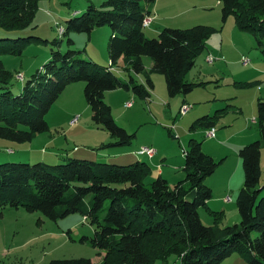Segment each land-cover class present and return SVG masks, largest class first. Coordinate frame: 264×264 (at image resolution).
<instances>
[{
	"label": "trees",
	"instance_id": "1",
	"mask_svg": "<svg viewBox=\"0 0 264 264\" xmlns=\"http://www.w3.org/2000/svg\"><path fill=\"white\" fill-rule=\"evenodd\" d=\"M38 2L0 0V27L28 28L35 19ZM155 2L107 0L101 8L89 4L86 11L65 21L63 34L67 37L71 32L91 33L96 27H111L108 66L76 56L73 49L66 52L54 49L50 59L15 95L12 92L14 73L0 59V138L24 143L49 131L46 115L55 101L69 84L84 80V94L93 123L115 139L99 148L126 146L132 143L136 133H130L115 120L105 100L106 91L124 88L138 97H150L154 87L153 73L164 75L170 97L187 95L204 84L189 82L185 77L215 29L206 25L187 29L167 27L157 37L149 38L143 23L153 16ZM218 2L222 5L224 19L233 15L237 26L254 33L261 46L264 0ZM24 39L26 37L0 38V42L23 43ZM59 42L61 40H53L54 44ZM68 43L73 44V40L68 38ZM6 50L0 45V52ZM8 52L16 54L21 49H8ZM262 53L264 57V47ZM144 56L153 60L151 69L145 68ZM120 60L129 76L127 81L111 70ZM140 74L145 84L136 80L135 76ZM223 112L225 108L204 115L191 128L215 127ZM256 120L260 138L239 149L244 170V184L236 198L239 223L222 226L225 213L209 208L213 192L205 179L217 170L221 160L205 153L201 141L196 138H190L183 151L186 176L174 186L161 175L147 183L153 169L143 160L127 165L77 157L55 164L41 161L0 163V214L8 206H25L28 211H41L53 220L81 212L96 226L92 245L106 250L100 264H155L158 260L168 261L173 255L179 259V264H219L235 252L249 264H264V196L260 197L263 191L264 101L258 102ZM88 195L91 199L87 203ZM106 202L107 212L101 221L99 212ZM201 207H206L215 217L214 224L202 222ZM254 231L256 236L253 237ZM48 264L94 263L88 258H66L53 259Z\"/></svg>",
	"mask_w": 264,
	"mask_h": 264
},
{
	"label": "rangeland",
	"instance_id": "2",
	"mask_svg": "<svg viewBox=\"0 0 264 264\" xmlns=\"http://www.w3.org/2000/svg\"><path fill=\"white\" fill-rule=\"evenodd\" d=\"M105 1L107 0H39L38 10L31 26L25 29L0 27V38L26 37L23 43L11 40L0 42V45L7 49L0 52V59L5 67L14 73L13 94L20 93L24 83L43 67L54 49L61 52L73 49L77 52L76 56L90 59L100 66L110 64V61L104 63V60L109 57L107 44L111 35L110 26L96 27L91 33L71 32L68 37L61 35L59 31L60 26L65 27L66 20L86 11L89 4L101 8ZM153 16L152 25L144 28L149 38L157 37L167 27L187 29L195 25H206L215 29L206 40V48L197 56L195 65L185 77L189 82H204V84L195 87L187 95L178 94L170 97L164 75L153 73L155 83V90L151 95L153 101L148 102L150 97L144 99L134 95L135 103L131 108L124 107L123 102H115V111L118 108L117 114L112 112L114 118L117 117L115 120L130 133H136L132 143L124 147L103 148L105 149L103 152L119 148V150L128 149L134 155L140 156L137 152L142 147H153L155 153L157 152L156 158L154 160L147 158V160L156 165L155 161L162 164V157H168V161L162 166L163 177L171 186H174L186 176L184 166L180 164L184 160L183 151L187 148L190 138L203 141V151L216 160H220L225 157L226 151H230L229 147H232L230 145H234L237 141L233 138L234 142H225L223 134H232L241 130L245 124L243 114L249 118L246 122L249 125L248 128L259 135L253 141L260 138L259 122L256 119H258V102L264 101L262 53L264 38L260 46L256 35L241 30L235 23L233 15L224 19L222 5L218 0H156ZM68 38L73 40V44L68 43ZM55 39L61 42L54 44ZM8 49H21V52L13 54L8 52ZM209 54L215 58L212 64L206 61ZM243 56L250 59L247 65L241 61ZM117 66L122 68L119 62ZM116 74L123 80L129 77L125 70L117 71ZM18 75L19 77L22 75L23 80L17 79ZM135 78L139 83L140 79L137 76ZM84 87V80L77 81L69 84L61 93L46 115L49 131L40 133L32 141L24 143L0 138V163L28 162L29 158H31L30 163H36L39 161L35 158H41L49 152L61 154L68 150L69 153L73 152L75 147L81 149L100 147L101 144L115 142L114 137L93 123ZM113 99L115 101V98ZM184 100L192 108L187 114L181 115L180 108ZM117 104L120 105L117 107ZM219 108H225V112L216 121L215 128L219 133L216 139H208L205 128L191 129L190 125L194 123L197 116L209 111L212 114ZM196 109L199 111L197 115L194 111ZM75 117H78L77 123L72 125L71 122ZM254 119L256 121L252 122ZM9 149L13 150L14 154H10ZM20 149L24 150L20 151ZM261 153V185H264V147ZM133 154L116 160L112 158L96 160L127 165L136 161L134 160L136 155L133 158ZM233 158L234 156H231L228 162H231ZM44 162L55 164L51 159H46ZM213 174L212 177L218 180L215 193H223L225 183L222 184V182H226L230 170L220 165ZM154 178L156 177L152 173L146 182L151 183ZM207 180L208 177L205 179L206 184ZM235 181L233 186L237 185L236 178ZM238 189L239 187L236 186L235 191L234 188L226 191V194L232 196L231 202L224 203L222 198L219 200L216 197V199L214 197L210 199V201L218 202L211 203L215 211L226 209L227 213L221 220L222 223H227L225 226L240 222L236 205ZM263 196L264 189L260 197ZM90 199L91 195H88L86 202L88 203ZM107 207L108 202L99 212L101 221L106 215ZM199 213L205 225L214 224L215 217L206 207H201ZM95 228L90 219L81 212H74L53 220L41 211H28L25 206L5 207L0 214V264H48L53 259L66 258H88L94 264H100L106 250L92 245L91 239L95 236ZM252 236H256L255 231ZM246 261L242 255L235 252L219 264H249ZM179 263V259L173 255L168 261L158 260L155 264Z\"/></svg>",
	"mask_w": 264,
	"mask_h": 264
},
{
	"label": "crops",
	"instance_id": "3",
	"mask_svg": "<svg viewBox=\"0 0 264 264\" xmlns=\"http://www.w3.org/2000/svg\"><path fill=\"white\" fill-rule=\"evenodd\" d=\"M153 17V21H154V16H152ZM152 25V24H151ZM156 32V31H155ZM150 59V60H149ZM143 58V62H144V64H145V68L148 70V69H151V67L153 66V60L151 59V58ZM109 61V57H107V59L106 60H104V63H107ZM119 63L120 64H122V60H120L119 61ZM117 69H116V71H121L122 72V68L121 67H119V66H115ZM143 74H140V75H136L137 76V78H139L140 79V81H139V83H143V84H145V80H144V77L142 76ZM25 78V77H24ZM151 79H152V81H153V75H151ZM125 81H127V79H125ZM153 84H154V87L151 89V95H152V93H153V90H155V83H154V81H153ZM194 90V89H193ZM192 90V91H193ZM134 93H133V91L132 90H129V89H124V88H118V89H114V90H109V91H106V93H105V100H106V102L111 106V109H112V112L114 113V112H116V114H117V110H118V108L116 109V111H115V102L116 101H119V102H123V105H124V107H126L125 106V103L127 102V101H129V100H133L134 101V103H135V100H134ZM113 96V97H112ZM113 98H115V101H114V99ZM146 98H149V97H146ZM146 98H144V99H146ZM150 98H151V96H150ZM153 98V97H152ZM152 98L150 99V100H148V102H151V101H153L152 100ZM186 102V100H184V103ZM133 103V104H134ZM120 104H117V107L119 106ZM131 107H133V105L132 106H130V107H126V108H131ZM219 109H224V108H219ZM219 109H216V111L217 110H219ZM195 111V115H197V114H199V111H197V109L196 110H194ZM215 111V112H216ZM242 111V110H241ZM254 111V110H253ZM252 111V112H253ZM214 112V113H215ZM243 112V111H242ZM112 113V114H113ZM214 113H212V114H214ZM211 114V112L209 111V113H206V114H201L200 116H197L196 117V119L194 120V122L198 119V118H200V117H202V116H204V115H212ZM252 114V113H251ZM120 115L118 114V117H119ZM243 116H244V127L241 129V130H239V131H237V132H235V133H232V134H226V133H224L223 134V136H224V141L226 142V141H232V142H234L233 140H235V139H237V141L236 142H234L235 144L234 145H230V146H232L231 148L229 147V149H230V151H226V154L224 155L225 157H222L220 160H221V164L220 165H224L225 166V168H227L228 170H230V174L228 175V177H227V179H226V182H222V184H224L225 183V185H224V189H223V193H218V194H216L215 193V189H217V187H216V185L218 184V180L216 179V178H214V176L212 177V175H210V177L208 176V180H207V184L211 187V189H212V192L214 193V195L212 194V197H216L217 199H219V200H221V198H222V200H223V202L224 203H228V202H231L232 201V196H230L228 193L226 194V191L228 190V189H233L234 188V191L236 190V186H238L239 187V191H240V189L242 188V186H243V184H244V170H243V163H242V160H241V158L239 157V149L240 148H242L244 145H246V144H248V143H250V142H252L253 141V139L255 140V138H257V137H259V135L258 134H256V132L254 133V131H252V130H250L248 127H249V125H248V123H246V122H248L249 121V118H247V116H246V114H243ZM115 118H117V117H115ZM252 122H253V120H252ZM192 125H193V123H191ZM192 125H190V126H192ZM216 126V125H215ZM99 129H100V127H98ZM192 129V128H191ZM195 130V129H194ZM106 133H108L106 130H104ZM191 131V130H190ZM236 133H238L236 136H233L234 134H236ZM109 134V133H108ZM222 135V134H221ZM217 136H219V133L216 131V136L215 137H212V138H209V137H207L208 139H211V140H214V139H216L217 138ZM234 138V139H233ZM233 139V140H232ZM203 141H201V143H202ZM102 145V144H101ZM100 145V146H101ZM221 145H224V144H221ZM127 146V145H126ZM112 147H124V146H112ZM100 149H102V150H100ZM106 149V148H105ZM105 149H103V148H99V147H89V148H79V147H75L74 148V151L73 152H69L68 153V150H65V152H62L61 154H58V153H52V152H49L48 154H46L45 156H42L41 158H35V160L36 161H41V162H44L46 159H51L52 161H54L55 163L58 161H63L64 159H67V158H69V157H77V158H86V159H91V160H95V161H98V160H111V158L113 159V160H116L117 158H122V157H129L131 154H133L132 152H129L128 151V149H120L119 150V148H114V149H111V150H109V151H107V152H103V150H105ZM22 150H24V149H20V151H22ZM9 152H10V154H14V151L13 150H11V149H9ZM157 153V152H156ZM156 153H155V155L153 156V157H150V156H148V155H140V154H138V155H140V156H147V157H140V156H137L136 154V158H135V155L133 154V158H135L134 160H143V161H146V162H148L151 166H152V169H153V175H154V177H157V176H159V175H161V176H163V174H164V171H163V168H162V166H164V164L163 163H165V162H167L168 161V157H166V156H163L162 157V164H159L158 163V161L156 162H154L156 165H153L151 162H149L148 160H147V158L148 159H151V160H154L155 158H156ZM231 156H234V158H233V160L231 161V162H228L229 161V159L231 158ZM139 157V158H138ZM7 158H11V157H8L7 156ZM96 159H98V160H96ZM29 160H31V158H29ZM28 160V162H31V161H29ZM185 156H184V160L182 161V163L180 164V165H185ZM158 163V164H157ZM161 163V162H160ZM169 165V164H168ZM219 165V166H220ZM219 168V167H218ZM154 171H155V173H154ZM214 175V174H213ZM165 178V177H164ZM235 178H236V180H237V185H234L233 186V181H235ZM166 179V178H165ZM209 179H210V181H209ZM236 182V181H235ZM235 182H234V184H235ZM262 184V183H261ZM262 187H263V189H264V185H261ZM238 191V192H239ZM227 196H230L231 197V201H226L225 200V198L227 197ZM215 198V199H216ZM213 202H216V203H218L217 202V200H215V201H213V200H209L208 201V206H209V208L210 209H214L215 210V208L214 207H212L211 206V203H213ZM218 211V210H217ZM224 212H225V215H226V213H227V211H226V209L224 208V210H223ZM240 215V214H239ZM200 217H201V214H200ZM234 217H235V215H234ZM225 224H227V223H222V226H225Z\"/></svg>",
	"mask_w": 264,
	"mask_h": 264
},
{
	"label": "built area",
	"instance_id": "4",
	"mask_svg": "<svg viewBox=\"0 0 264 264\" xmlns=\"http://www.w3.org/2000/svg\"><path fill=\"white\" fill-rule=\"evenodd\" d=\"M152 22H153V17L146 18L145 21H144V23H143V26L144 27H149L152 24ZM64 30H65V27L64 26H60L59 27V31H60L61 35L64 33ZM206 61L208 63L212 64V63L215 62V58H214V56H212L211 54H209L206 57ZM241 61H242V63L244 65H247L249 63L250 59L248 57H246V56H243L242 59H241ZM116 69L117 68L115 66L111 67V70L112 71L117 72ZM19 75L17 76V78L20 79V80H23V76L21 75L19 77ZM133 103H134L133 100H129V101H127L125 103V106L126 107H130V106L133 105ZM191 108H192V106L188 102L183 103L182 106H181V108H180V114L181 115L187 114L191 110ZM77 120H78V117H75L72 120L71 124L72 125H75L77 123ZM255 121L256 120L254 119L253 122H255ZM215 136H216V128L215 127H210V128H207L206 129V137L212 138V137H215ZM137 153L140 154V155H148L150 157H153L155 155V149L153 147L144 146ZM225 200L226 201H231V197L230 196H227L225 198Z\"/></svg>",
	"mask_w": 264,
	"mask_h": 264
}]
</instances>
